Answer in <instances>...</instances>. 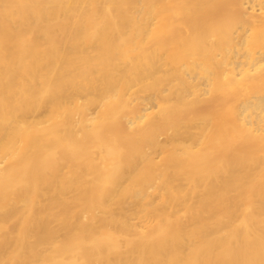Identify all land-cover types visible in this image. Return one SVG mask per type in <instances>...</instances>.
<instances>
[{
	"label": "bare ground",
	"instance_id": "1",
	"mask_svg": "<svg viewBox=\"0 0 264 264\" xmlns=\"http://www.w3.org/2000/svg\"><path fill=\"white\" fill-rule=\"evenodd\" d=\"M0 264H264V0H0Z\"/></svg>",
	"mask_w": 264,
	"mask_h": 264
}]
</instances>
